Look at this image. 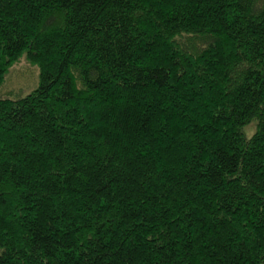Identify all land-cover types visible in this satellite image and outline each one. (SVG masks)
I'll return each mask as SVG.
<instances>
[{
    "label": "trees",
    "instance_id": "16d2710c",
    "mask_svg": "<svg viewBox=\"0 0 264 264\" xmlns=\"http://www.w3.org/2000/svg\"><path fill=\"white\" fill-rule=\"evenodd\" d=\"M22 56L0 264H264V0H0Z\"/></svg>",
    "mask_w": 264,
    "mask_h": 264
},
{
    "label": "rangeland",
    "instance_id": "374dc122",
    "mask_svg": "<svg viewBox=\"0 0 264 264\" xmlns=\"http://www.w3.org/2000/svg\"><path fill=\"white\" fill-rule=\"evenodd\" d=\"M38 84V68L31 64L26 57L22 56L9 70L8 76L0 88V96L6 93H19L21 96H24L35 89ZM253 128H255V122H251L242 131L247 137V133Z\"/></svg>",
    "mask_w": 264,
    "mask_h": 264
},
{
    "label": "clouds",
    "instance_id": "9594fccd",
    "mask_svg": "<svg viewBox=\"0 0 264 264\" xmlns=\"http://www.w3.org/2000/svg\"><path fill=\"white\" fill-rule=\"evenodd\" d=\"M256 131H257V129H255V128L251 129V130L247 133V137H248V139H251L252 136L255 134Z\"/></svg>",
    "mask_w": 264,
    "mask_h": 264
}]
</instances>
